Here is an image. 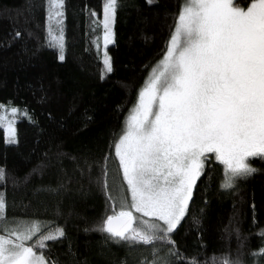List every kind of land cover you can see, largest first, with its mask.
I'll return each instance as SVG.
<instances>
[{
    "label": "trees",
    "instance_id": "16d2710c",
    "mask_svg": "<svg viewBox=\"0 0 264 264\" xmlns=\"http://www.w3.org/2000/svg\"><path fill=\"white\" fill-rule=\"evenodd\" d=\"M185 0H118L114 43L107 47L112 72L97 57L98 15L104 0H64L63 61L49 46L47 0H0V105L25 110L15 123L16 143L0 128V196L6 202L0 229L37 221L64 235L47 241L51 264H152L149 246L130 248L97 230L114 201L102 190L122 184L114 153L124 122L152 68L162 59ZM251 0H239L247 8ZM17 33L20 35L17 36ZM19 117V113H18ZM255 169L220 187L222 166L214 159L193 189L189 209L172 234L175 264H212L213 257L264 264V158ZM122 186V194L123 195ZM118 207L119 200L115 199ZM160 248L159 256L168 257Z\"/></svg>",
    "mask_w": 264,
    "mask_h": 264
},
{
    "label": "snow or ice",
    "instance_id": "6c2138e0",
    "mask_svg": "<svg viewBox=\"0 0 264 264\" xmlns=\"http://www.w3.org/2000/svg\"><path fill=\"white\" fill-rule=\"evenodd\" d=\"M47 2L49 21L55 18L58 29L54 35L50 23L49 46L58 49L63 61L64 0ZM238 3L185 0L167 52L114 142L122 184L109 188L106 171L100 180L114 205L97 230L130 248L149 246L157 257L152 264H175L180 258L172 234L188 213L207 163L214 159L222 166L220 187L228 190L255 171L249 158H264V0H251L247 8ZM117 7L118 0H104L105 73L112 72L107 47L114 43ZM19 118L30 119L25 110L0 105V128L9 134V143H16ZM5 211L0 196V221ZM63 235L59 228L45 231L37 221L13 225L7 234L0 229V264H51L42 250ZM163 246L168 257L159 256ZM254 255H264V249ZM212 264L240 261L213 257Z\"/></svg>",
    "mask_w": 264,
    "mask_h": 264
},
{
    "label": "rangeland",
    "instance_id": "374dc122",
    "mask_svg": "<svg viewBox=\"0 0 264 264\" xmlns=\"http://www.w3.org/2000/svg\"><path fill=\"white\" fill-rule=\"evenodd\" d=\"M185 3V2H184ZM184 6V4L182 5V7ZM182 7H181V9H182ZM95 18L97 19V21H98V23H99V26H100V29H101V33H100V36H99V38H98V40H97V42H96V51H97V57H98V59H99V61L101 62V64H102V66H103V59H104V47H103V39H102V37H103V27H102V20H103V7H102V9H101V12L98 14V15H95ZM178 20V19H177ZM52 22V21H51ZM177 23V22H176ZM52 24H54V25H56V20H55V18L53 19V22H52ZM174 31H175V28H174V30H173V33H174ZM172 33V34H173ZM171 39V38H170ZM170 42V41H169ZM112 44V43H111ZM97 45H99V47L97 46ZM110 45V44H109ZM108 45V46H109ZM169 45V44H168ZM58 50V49H57ZM167 52V51H166ZM166 54V53H165ZM164 54V55H165ZM164 57V56H163ZM163 57H162V59H163ZM162 59L161 60H159L158 62H157V64L152 68V70H151V72L149 73V75H148V78H147V80H146V82L148 81V79L151 77V75H152V71H153V69H155L158 65H159V63L162 61ZM103 68H104V66H103ZM146 82H145V84H144V86L146 85ZM143 89V88H142ZM141 89V90H142ZM137 99H138V97H137ZM137 102V101H136ZM130 114V113H129ZM9 116H10V114H9ZM17 116H18V114H17ZM129 116V115H128ZM127 116V117H128ZM127 119V118H126ZM18 120V119H17ZM125 122H126V120H125ZM125 122H124V125H123V127L125 126ZM3 133H4V141L6 142V143H8V144H12V143H9L8 142V140H7V137H8V133L3 129ZM115 153V152H114ZM209 155H211V154H209ZM255 158H260V157H255ZM249 159H252V158H249ZM218 163V162H217ZM121 176H122V171H121ZM125 188H126V185H125ZM121 194H122V192H121ZM120 198H117V200H119ZM21 223H30V221H20V222H17V223H15L14 225H19V224H21ZM12 226L13 225H11V226H8V227H4L3 228V230H4V232H5V234H7V232L8 231H11V228H12Z\"/></svg>",
    "mask_w": 264,
    "mask_h": 264
}]
</instances>
